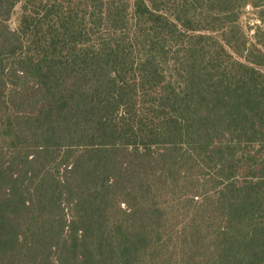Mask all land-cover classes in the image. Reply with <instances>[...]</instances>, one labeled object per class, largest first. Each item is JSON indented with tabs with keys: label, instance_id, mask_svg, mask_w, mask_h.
I'll return each mask as SVG.
<instances>
[{
	"label": "trees",
	"instance_id": "trees-1",
	"mask_svg": "<svg viewBox=\"0 0 264 264\" xmlns=\"http://www.w3.org/2000/svg\"><path fill=\"white\" fill-rule=\"evenodd\" d=\"M248 7L0 0V264H264Z\"/></svg>",
	"mask_w": 264,
	"mask_h": 264
},
{
	"label": "rangeland",
	"instance_id": "rangeland-1",
	"mask_svg": "<svg viewBox=\"0 0 264 264\" xmlns=\"http://www.w3.org/2000/svg\"><path fill=\"white\" fill-rule=\"evenodd\" d=\"M21 13V7L18 5L15 8L12 19L9 21V24L12 28H16L19 22ZM240 25L245 31L249 40H256V33L259 27L264 29L263 22L260 20L256 10L253 7L246 8L239 20Z\"/></svg>",
	"mask_w": 264,
	"mask_h": 264
}]
</instances>
